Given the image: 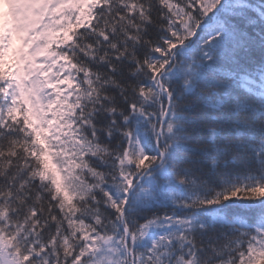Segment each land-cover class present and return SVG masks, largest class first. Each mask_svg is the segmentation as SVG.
Returning <instances> with one entry per match:
<instances>
[{
	"label": "snow or ice",
	"instance_id": "snow-or-ice-1",
	"mask_svg": "<svg viewBox=\"0 0 264 264\" xmlns=\"http://www.w3.org/2000/svg\"><path fill=\"white\" fill-rule=\"evenodd\" d=\"M0 264H264V0H0Z\"/></svg>",
	"mask_w": 264,
	"mask_h": 264
}]
</instances>
